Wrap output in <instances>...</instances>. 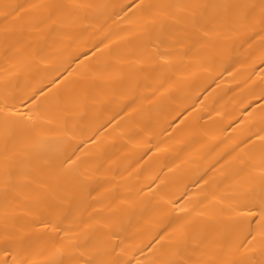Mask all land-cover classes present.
<instances>
[{
  "label": "bare ground",
  "instance_id": "1",
  "mask_svg": "<svg viewBox=\"0 0 264 264\" xmlns=\"http://www.w3.org/2000/svg\"><path fill=\"white\" fill-rule=\"evenodd\" d=\"M262 137L264 0H0V264H264Z\"/></svg>",
  "mask_w": 264,
  "mask_h": 264
},
{
  "label": "snow or ice",
  "instance_id": "2",
  "mask_svg": "<svg viewBox=\"0 0 264 264\" xmlns=\"http://www.w3.org/2000/svg\"><path fill=\"white\" fill-rule=\"evenodd\" d=\"M261 139H264V137H262ZM249 215H255V213L249 211ZM259 219H260V227L264 229V207H262L260 210ZM3 264H8V262L5 260Z\"/></svg>",
  "mask_w": 264,
  "mask_h": 264
}]
</instances>
